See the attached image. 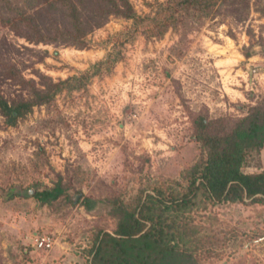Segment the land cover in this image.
<instances>
[{
  "label": "rangeland",
  "instance_id": "obj_1",
  "mask_svg": "<svg viewBox=\"0 0 264 264\" xmlns=\"http://www.w3.org/2000/svg\"><path fill=\"white\" fill-rule=\"evenodd\" d=\"M129 2L151 17L167 0ZM46 5L0 0V94L28 96L14 73L36 82L91 75L15 125L0 112V264H84L92 232L115 228L108 197L136 189L141 174L179 178L198 157L193 115L242 116V104L264 98V0L240 10L225 2L179 10L160 37L145 35L148 19L110 15L86 34L85 48L39 42L15 15V7L31 14ZM53 18L68 26L60 15L46 21ZM263 169L264 150L244 167ZM60 179L66 191L58 200L33 197ZM84 196L97 200L93 210ZM197 200L175 219L177 240L197 264H264V204ZM39 234L53 237L51 249L37 246Z\"/></svg>",
  "mask_w": 264,
  "mask_h": 264
},
{
  "label": "trees",
  "instance_id": "obj_2",
  "mask_svg": "<svg viewBox=\"0 0 264 264\" xmlns=\"http://www.w3.org/2000/svg\"><path fill=\"white\" fill-rule=\"evenodd\" d=\"M41 1L47 3L46 7L31 14L27 8L15 7V15L30 26L32 37L40 36L39 42H60L79 48L86 47V34L94 26L100 27L110 15L136 22L148 19L145 35L148 38L160 37L169 26L177 25L179 10L188 11L190 7L200 11L211 10L223 2L240 10L248 7L250 2L167 0L157 4L161 10L157 8L154 16L140 17L129 0ZM49 14L60 15L68 26L54 24L55 18L47 22ZM41 27L46 29L45 35H40ZM14 74L12 76L28 91V96L10 101L0 94V112L7 125H15L35 106L49 105L64 89L70 91L84 86L91 75L85 72L58 81L41 76L40 82H36ZM241 110H245L242 116L210 118L203 113L193 115L192 139L199 143V155L180 172L179 178H154L141 174L140 185L136 189H126L108 197L111 205L109 214L116 219L115 228L108 231L100 227L92 232L91 244L83 249L87 257L84 264H197L195 251L177 240L175 219L180 211L194 206L200 196L213 203L249 201L251 204H264V169L255 172L244 170L249 157L260 156L264 150V98L256 99L255 104H242ZM65 191L66 186L60 179L52 187L36 190L33 197L42 204H52ZM96 203L97 200L89 196L83 197L82 204L87 211L93 210Z\"/></svg>",
  "mask_w": 264,
  "mask_h": 264
},
{
  "label": "built area",
  "instance_id": "obj_3",
  "mask_svg": "<svg viewBox=\"0 0 264 264\" xmlns=\"http://www.w3.org/2000/svg\"><path fill=\"white\" fill-rule=\"evenodd\" d=\"M35 243L39 248L48 250L53 247L54 239L51 235L39 234L35 239Z\"/></svg>",
  "mask_w": 264,
  "mask_h": 264
}]
</instances>
